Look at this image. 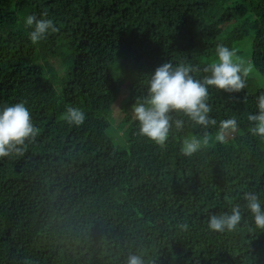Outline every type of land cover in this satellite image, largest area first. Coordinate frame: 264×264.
Listing matches in <instances>:
<instances>
[{
	"label": "trees",
	"instance_id": "16d2710c",
	"mask_svg": "<svg viewBox=\"0 0 264 264\" xmlns=\"http://www.w3.org/2000/svg\"><path fill=\"white\" fill-rule=\"evenodd\" d=\"M30 14L59 31L33 44ZM219 44L252 67L244 90L210 89L211 115H236L239 131L193 156L180 147L198 126L164 147L140 135L130 109L155 70L187 63L203 79ZM261 92L264 0H0V106L26 102L40 130L22 155L0 158V264H125L129 252L146 264H264L250 216L237 231L208 227L240 193L264 190V139L247 120ZM69 105L84 124L64 120Z\"/></svg>",
	"mask_w": 264,
	"mask_h": 264
},
{
	"label": "clouds",
	"instance_id": "9594fccd",
	"mask_svg": "<svg viewBox=\"0 0 264 264\" xmlns=\"http://www.w3.org/2000/svg\"><path fill=\"white\" fill-rule=\"evenodd\" d=\"M24 25L30 29L28 37L33 44H39L59 28L56 22L38 18L35 14L24 18ZM217 58L204 71L210 73L203 79L196 78V69L187 63L166 62L149 77L146 95L137 99L133 106V118L139 122V134L157 145L164 147L173 132H183L191 124L203 129L201 135L184 136L180 151L185 156H193L210 143H226L240 129L236 115L217 120L211 113L210 89L236 93L247 86L252 67L248 60L237 55V51L227 45H217ZM258 111L249 112V131L253 136L264 139V92L256 98ZM70 125H82L87 113L78 106L69 105L63 114ZM215 130L214 133L211 130ZM30 108L26 102L0 106V158L13 153L22 155L27 141L39 134ZM239 201L231 204L227 211L208 217V227L217 232L237 231L246 216H250L255 228L264 230V190L244 191ZM226 199H230L226 197ZM242 201V202H241ZM187 228V225H182ZM125 264H146L144 256L129 252Z\"/></svg>",
	"mask_w": 264,
	"mask_h": 264
},
{
	"label": "rangeland",
	"instance_id": "374dc122",
	"mask_svg": "<svg viewBox=\"0 0 264 264\" xmlns=\"http://www.w3.org/2000/svg\"><path fill=\"white\" fill-rule=\"evenodd\" d=\"M127 95H128L127 89L123 88L121 96L115 103L110 113L111 114L110 117L114 118V128H113L114 132L113 133H114V137H116L117 139H123V133L125 134L126 128L128 126L127 124L124 126H120L122 119L124 117V113L122 111L123 102L125 101V99H127ZM132 110L133 108L130 109L131 113H132ZM132 116H133V113H132Z\"/></svg>",
	"mask_w": 264,
	"mask_h": 264
}]
</instances>
